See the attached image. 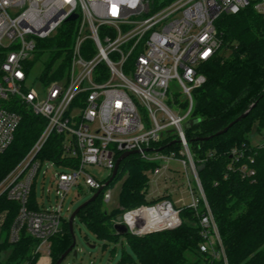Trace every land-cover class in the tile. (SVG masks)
Instances as JSON below:
<instances>
[{"label": "built area", "instance_id": "obj_1", "mask_svg": "<svg viewBox=\"0 0 264 264\" xmlns=\"http://www.w3.org/2000/svg\"><path fill=\"white\" fill-rule=\"evenodd\" d=\"M247 8L264 19V0H0V154L15 141L21 110L45 120L32 149L0 183V196L20 206L10 243H17L25 231L39 241L36 252L42 255L46 250L50 257V239L69 220L64 217V204L71 190L83 186L98 192L118 159L138 151L143 160L160 165L149 171V185L175 179V171L163 162L176 160L190 171L198 197L189 183L192 203L183 207L195 211L204 207L199 218L200 251L229 264L185 130L193 115L194 90L207 82L202 66L217 56L223 44L219 19ZM72 16L76 19L70 21ZM66 22L76 23L69 51L55 60L52 72L45 67L39 79H31L35 54L47 50L41 41L54 37ZM34 81L40 90L34 89ZM173 83L186 97L184 102L173 97ZM169 101L180 110L186 107V112L173 111ZM54 134L64 137L59 163L39 157ZM174 136L181 146L179 153L147 152ZM252 147L264 149V136ZM243 157L240 148L232 150L236 163ZM253 163L250 158L240 167L243 178L256 176ZM88 166L105 168L109 174L100 181L87 172ZM51 171L58 203L33 210L35 180L41 172L46 178ZM111 200L108 189L104 201ZM181 208L164 199L122 211L115 225H124L139 237L174 230L182 225Z\"/></svg>", "mask_w": 264, "mask_h": 264}, {"label": "trees", "instance_id": "obj_2", "mask_svg": "<svg viewBox=\"0 0 264 264\" xmlns=\"http://www.w3.org/2000/svg\"><path fill=\"white\" fill-rule=\"evenodd\" d=\"M75 24L66 22L54 37L41 41L42 46L53 53L47 71L56 66L57 58L69 51ZM217 30L223 44L217 56L202 66L207 82L194 90V110L185 130L186 137L228 263L264 264V149L252 147L250 138L253 131L264 130V19L253 8H247L238 15L221 17ZM222 52L229 53V58ZM255 103L245 119L225 134L217 135ZM21 113L22 121L14 143L0 154V183L29 153L45 127L44 119L25 110ZM206 138L210 139L199 140ZM63 140L62 135H52L39 157L61 162ZM172 143L173 140H164L154 146L167 147ZM235 147L244 152L238 163L232 158ZM180 150L181 146L174 143L165 153ZM250 158L254 159L251 166L256 169L253 179L243 178L239 170L243 164L250 163ZM64 161L65 164L77 163ZM158 166V162L145 161L140 155L128 157L121 163L114 182L95 202L80 211L78 219L99 240L118 243L122 236L126 238L132 254L124 248L119 264H222L199 248L203 241L199 219L203 206L199 211L181 208L182 225L174 230L141 237L129 232L120 235L115 231V221L122 211L170 199L167 195L148 200V172ZM120 181V209L109 211L104 201L105 191ZM30 208L40 210L34 188ZM19 210L18 203L9 201L6 195L0 196V216H5L2 232L6 235L4 240L0 239V264H38L42 256L36 252L39 241L25 231L17 243L9 241ZM72 242L69 222L65 220L62 232L50 239L51 264L58 262Z\"/></svg>", "mask_w": 264, "mask_h": 264}, {"label": "rangeland", "instance_id": "obj_3", "mask_svg": "<svg viewBox=\"0 0 264 264\" xmlns=\"http://www.w3.org/2000/svg\"><path fill=\"white\" fill-rule=\"evenodd\" d=\"M222 54L226 55L227 59L230 56L227 52H222ZM52 58L53 53L49 50H45L44 53L38 52L35 54L33 59L31 79H39L44 73V68L48 67V64L52 61ZM33 83H35L33 86L34 89L40 90V84L37 81H34ZM170 90L172 91L173 97L176 98L177 103H181L186 100V97L181 94L180 88H178L174 83L171 85ZM167 104L172 107L173 111H179L181 114H184L187 110L186 107H181L182 110H180L178 107L173 106L172 101L167 102ZM141 115L143 120H145V114L142 111ZM185 123L186 122H184V124ZM171 129L173 130V128ZM263 136L264 130L262 132H257L256 130L253 131V134L250 137L251 143L253 145H257L262 140ZM173 141H177V136H174ZM162 165H168L175 171V179L172 181H165L164 179H161L158 181L157 185L156 183L150 184L148 188V200L159 199L169 195L170 200L173 203H176L178 208L183 207V203L186 205L191 204L192 196L189 190V183L194 191V197H198V188L193 175L189 170L185 171L183 165L176 160H171L168 164L163 162ZM86 170L100 181H103L105 176L109 174L107 169L99 166H88ZM51 174H53V171L48 173L47 177L45 178L41 172L35 180L34 190L36 192V203L40 209L44 208V206L46 208H50L51 206H55L58 203L56 192L54 190L55 188H52L51 186ZM109 190L112 191V200L110 203H106V209L109 211L120 209L119 196L122 190V182L120 181L112 185ZM93 195L94 192L88 188H84L83 186L73 188L68 194L64 204V217L69 219L72 213L79 206L89 200ZM180 199H183V202H178ZM3 221L4 217L0 216V239L2 240H4L6 237L5 233L2 232ZM74 231L77 239L76 250L78 251V255L75 257L74 254L71 253L65 259L63 264H119L124 248L128 250V253L132 254V250L128 247L127 240L124 236L119 239L118 243L99 240L86 228L84 224L81 223L78 217L74 223ZM47 257L48 253L45 250L42 252V256L39 259L40 264L43 262V259Z\"/></svg>", "mask_w": 264, "mask_h": 264}, {"label": "water", "instance_id": "obj_4", "mask_svg": "<svg viewBox=\"0 0 264 264\" xmlns=\"http://www.w3.org/2000/svg\"><path fill=\"white\" fill-rule=\"evenodd\" d=\"M76 16H72L69 20H75ZM257 103L253 104L244 114H242L236 121H234L233 123H231L227 128H225L224 130L220 131L219 133H217V135H222L225 134L226 132H228V130L233 127L237 122L245 119L250 112L253 110V108L256 106ZM210 138H206V139H199L201 141L203 140H209ZM174 143H178V141H174L172 144ZM172 144L168 145L167 147L171 146ZM167 147H161L159 149H148L147 152H162L164 151ZM139 154L138 151H132V152H127L125 154H123L117 161L115 169L112 173L111 178L105 183L104 187L99 190L98 192L94 193V195L87 200L85 203H83L81 206H79L70 216L68 222H69V227H70V233L72 235V245L67 249V251L59 258L58 262L56 264H63V262L65 261V259L71 254L73 253L75 257H77L78 255V251L76 250V246H77V239L75 236V231H74V222L76 220V218L78 217V214L80 213V211L82 209H84L85 207H87L88 205L92 204L93 202H95L99 196L101 195V193L103 192V190L105 188H107L108 186H110V184L112 182H114V180L117 178L118 173H119V169L121 166V163L127 159L128 157L132 156V155H137ZM117 221H121V217H117ZM115 231L117 232V234L120 235H125L128 233L127 228L124 225H120V224H116L114 227Z\"/></svg>", "mask_w": 264, "mask_h": 264}, {"label": "crops", "instance_id": "obj_5", "mask_svg": "<svg viewBox=\"0 0 264 264\" xmlns=\"http://www.w3.org/2000/svg\"><path fill=\"white\" fill-rule=\"evenodd\" d=\"M3 217L5 218V216L3 215ZM38 264H40V262H38ZM41 264H51V259L50 257H47L45 259H43V262Z\"/></svg>", "mask_w": 264, "mask_h": 264}, {"label": "snow or ice", "instance_id": "obj_6", "mask_svg": "<svg viewBox=\"0 0 264 264\" xmlns=\"http://www.w3.org/2000/svg\"><path fill=\"white\" fill-rule=\"evenodd\" d=\"M114 14H115V11H114Z\"/></svg>", "mask_w": 264, "mask_h": 264}, {"label": "clouds", "instance_id": "obj_7", "mask_svg": "<svg viewBox=\"0 0 264 264\" xmlns=\"http://www.w3.org/2000/svg\"><path fill=\"white\" fill-rule=\"evenodd\" d=\"M134 6V5H133Z\"/></svg>", "mask_w": 264, "mask_h": 264}]
</instances>
